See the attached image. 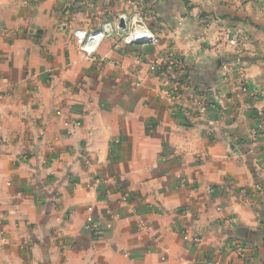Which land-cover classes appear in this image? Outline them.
Instances as JSON below:
<instances>
[{
	"label": "crops",
	"instance_id": "crops-1",
	"mask_svg": "<svg viewBox=\"0 0 264 264\" xmlns=\"http://www.w3.org/2000/svg\"><path fill=\"white\" fill-rule=\"evenodd\" d=\"M138 1L0 0V264H264V0Z\"/></svg>",
	"mask_w": 264,
	"mask_h": 264
},
{
	"label": "built area",
	"instance_id": "built-area-1",
	"mask_svg": "<svg viewBox=\"0 0 264 264\" xmlns=\"http://www.w3.org/2000/svg\"><path fill=\"white\" fill-rule=\"evenodd\" d=\"M70 1L71 3H74L73 0ZM126 2L132 5L134 9L130 13L129 18H126V16L121 17L125 26L124 29L120 28L119 24L116 26L117 31L124 32L123 41L126 44H136V41L143 38L145 42L156 44L157 40L155 35L143 25L142 10H140L138 7L139 1L126 0ZM245 41L246 37L235 28L227 27L220 30L218 44L231 50L233 56L231 60L223 64L221 67V84L228 82L230 76L233 75L238 76L240 84L244 82L242 81L243 64L241 58V46ZM149 69L151 72L157 74H166V77L168 76L170 87L165 94L168 98H170L171 101L175 102L184 95L185 91L187 90V84L183 80L182 75L179 74L183 70V63L181 59L175 57L172 54H168L160 58L159 62H151ZM135 86H140V82L136 81ZM257 116L260 119V125L264 126V109H259L257 111ZM78 125L79 123L75 124V126ZM257 132L258 130L254 131V134L256 135ZM85 229L92 234H98V230L90 218L86 221ZM242 250V247L238 248L237 253L241 254Z\"/></svg>",
	"mask_w": 264,
	"mask_h": 264
},
{
	"label": "water",
	"instance_id": "water-1",
	"mask_svg": "<svg viewBox=\"0 0 264 264\" xmlns=\"http://www.w3.org/2000/svg\"><path fill=\"white\" fill-rule=\"evenodd\" d=\"M119 27L123 28V29L125 28L124 23L122 21L120 22ZM135 43L136 44H143V43H145V40L143 38H141L140 40L136 41Z\"/></svg>",
	"mask_w": 264,
	"mask_h": 264
},
{
	"label": "bare ground",
	"instance_id": "bare-ground-1",
	"mask_svg": "<svg viewBox=\"0 0 264 264\" xmlns=\"http://www.w3.org/2000/svg\"><path fill=\"white\" fill-rule=\"evenodd\" d=\"M78 34H79V33H78ZM81 34H82V33H81ZM79 36H80V35H79ZM92 38H93V37H92ZM97 38H99V37H97ZM95 40H96V38H95L93 41H95ZM89 41H90V40H89ZM93 41H92V42H93ZM87 42H88V41H87ZM93 43H94V42H93ZM89 49H90V48H89Z\"/></svg>",
	"mask_w": 264,
	"mask_h": 264
},
{
	"label": "rangeland",
	"instance_id": "rangeland-1",
	"mask_svg": "<svg viewBox=\"0 0 264 264\" xmlns=\"http://www.w3.org/2000/svg\"><path fill=\"white\" fill-rule=\"evenodd\" d=\"M228 28H230V27H228Z\"/></svg>",
	"mask_w": 264,
	"mask_h": 264
}]
</instances>
